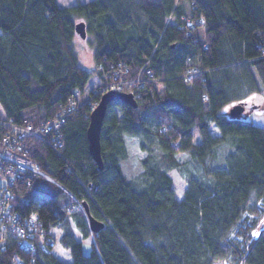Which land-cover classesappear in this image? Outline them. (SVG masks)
I'll use <instances>...</instances> for the list:
<instances>
[{
    "label": "trees",
    "instance_id": "trees-1",
    "mask_svg": "<svg viewBox=\"0 0 264 264\" xmlns=\"http://www.w3.org/2000/svg\"><path fill=\"white\" fill-rule=\"evenodd\" d=\"M79 22L92 73L73 45ZM111 68L128 70L137 106L108 105L99 170L86 130L100 98L87 86ZM75 92L88 98L60 126L59 145L47 136L17 151L52 182L21 173L13 186L14 210L37 214L36 234L59 229L70 260L36 237L25 250L7 230L0 264H264V230L254 236L264 216V127L248 119L253 111L228 114L264 95V0H0V147L5 123L36 126ZM126 137L145 153L136 180L123 172ZM172 171L185 182L180 197ZM83 203L103 223L96 234Z\"/></svg>",
    "mask_w": 264,
    "mask_h": 264
},
{
    "label": "built area",
    "instance_id": "built-area-1",
    "mask_svg": "<svg viewBox=\"0 0 264 264\" xmlns=\"http://www.w3.org/2000/svg\"><path fill=\"white\" fill-rule=\"evenodd\" d=\"M98 71L102 74L101 80L97 78L98 87L102 85L100 89L101 94L115 91L133 95L135 92L132 89V85H134L133 79H124V75L128 71L127 69L118 68L112 70L111 68V71H104L103 69H99ZM136 77L137 80H140L139 74ZM190 77V74L187 75L188 79ZM97 88L96 92L99 91ZM84 100L86 99L80 98L76 92L73 93L67 99L66 104L60 107V111L54 118L43 121L36 126L32 124L16 125L9 121L5 123L9 131L2 138L0 147V231L8 230L14 233L20 238L18 245L25 250L34 249L32 244L29 243V246L27 245L25 238L33 239L36 237L41 249L50 253L57 246V241L53 232L44 236L36 234L37 228L41 227L37 214L31 213L28 217H24L14 210L13 186L21 173L41 176L47 181L52 182L34 163L25 158V156L19 155L17 153L18 148L28 139L41 140L47 136L50 137L53 146L59 145L58 141H60L61 137L59 132L60 126L68 114L79 109ZM24 201L22 199L21 202ZM25 202L27 203L28 201L26 200Z\"/></svg>",
    "mask_w": 264,
    "mask_h": 264
},
{
    "label": "rangeland",
    "instance_id": "rangeland-1",
    "mask_svg": "<svg viewBox=\"0 0 264 264\" xmlns=\"http://www.w3.org/2000/svg\"><path fill=\"white\" fill-rule=\"evenodd\" d=\"M56 1L60 7H69V6L76 4L77 2L86 3L90 0H56ZM76 41L74 43V48H75L76 54L78 55L79 65L83 69H85L87 72L92 73L93 68H94V62H93V58L91 55V50H92L91 44H90L91 38H89V37H87V39L77 38ZM94 77H95V75L93 74L90 81H89V84L87 86L88 90L90 89L91 91H94L95 88L98 87V80H96ZM87 94H88V92H87ZM87 94L85 93V95H83L82 98L87 99ZM246 102H248V104L250 106H252L251 109L253 111V113H251V115L249 114L250 117L248 119L250 121H252L255 125L264 127V95L254 93L252 95H249V97L246 99ZM2 113L3 112H2L1 107H0V118H2L1 117ZM213 131H214V133H217L216 130H212V132ZM125 145H126V149H127V153H128V158H127V161L123 164V172L127 178H129L131 180H136V179H138V176L141 172L140 160L142 157H144L145 153H143L139 150L138 141L136 138H127L126 137L125 138ZM170 176L172 177L173 182H174L176 195L178 197H180L181 192L185 187V182H184L183 178L180 176V174H178L175 171H172L170 173ZM261 230H264V216L260 220L259 225L254 232V236H256V234H258V232H260ZM53 234L55 235L56 238H58V236L60 234V230L55 229ZM76 238L80 239V236L78 233H76ZM0 241H2V240H0ZM91 243H92L91 239H87V240L82 241L83 252L85 254H88L90 252V249L92 246ZM53 254L57 258H59L63 261H66L69 257L68 252L67 253L63 252V250L61 249V247L59 245H57L54 248ZM67 254H68V256H67ZM221 264H228V263H221Z\"/></svg>",
    "mask_w": 264,
    "mask_h": 264
},
{
    "label": "water",
    "instance_id": "water-1",
    "mask_svg": "<svg viewBox=\"0 0 264 264\" xmlns=\"http://www.w3.org/2000/svg\"><path fill=\"white\" fill-rule=\"evenodd\" d=\"M75 33L81 39L86 38V30L83 22H79L75 25ZM120 101L125 105H129L132 108L137 106V103L131 94L122 92H107L103 94L97 104L93 107L89 115V123L86 130V137L88 142V151L92 157L94 163L98 166L99 170L103 168V161L101 156V146H100V131L105 117V113L108 105L111 102ZM245 103L234 104L228 111L231 118H240L244 115ZM83 210L87 217L88 228L91 233H98L101 228H103V223L93 218L88 210L87 204L83 203Z\"/></svg>",
    "mask_w": 264,
    "mask_h": 264
},
{
    "label": "flooded vegetation",
    "instance_id": "flooded-vegetation-1",
    "mask_svg": "<svg viewBox=\"0 0 264 264\" xmlns=\"http://www.w3.org/2000/svg\"><path fill=\"white\" fill-rule=\"evenodd\" d=\"M245 103V111H244V115H249L252 112V106H250L248 104V102H244Z\"/></svg>",
    "mask_w": 264,
    "mask_h": 264
},
{
    "label": "crops",
    "instance_id": "crops-1",
    "mask_svg": "<svg viewBox=\"0 0 264 264\" xmlns=\"http://www.w3.org/2000/svg\"><path fill=\"white\" fill-rule=\"evenodd\" d=\"M57 2V1H56ZM76 39L77 38H75L74 40H73V45H74V43H75V41H76ZM77 42V41H76ZM91 55H92V50H91ZM77 57H78V55H77ZM94 69V68H93ZM2 110V109H1ZM3 112V111H2ZM2 118H0V120H2L3 118H4V113H2V116H1ZM62 249V248H61ZM63 250V252H65V253H67V251L66 250H64V249H62ZM67 256H68V254H67ZM69 260H70V257H68V259L66 260V262H69Z\"/></svg>",
    "mask_w": 264,
    "mask_h": 264
},
{
    "label": "bare ground",
    "instance_id": "bare-ground-1",
    "mask_svg": "<svg viewBox=\"0 0 264 264\" xmlns=\"http://www.w3.org/2000/svg\"><path fill=\"white\" fill-rule=\"evenodd\" d=\"M99 85V84H98ZM102 88V85H100L98 88H97V90H99V91H97L96 93H95V96H98V98H100L103 94H105V93H102L101 94V91H100V89ZM95 90H96V88H95ZM94 90V91H95ZM108 92H111V91H108ZM107 93V92H106ZM128 94V93H127ZM88 95V94H87ZM133 96V95H132ZM50 182V181H49Z\"/></svg>",
    "mask_w": 264,
    "mask_h": 264
},
{
    "label": "snow or ice",
    "instance_id": "snow-or-ice-1",
    "mask_svg": "<svg viewBox=\"0 0 264 264\" xmlns=\"http://www.w3.org/2000/svg\"><path fill=\"white\" fill-rule=\"evenodd\" d=\"M227 111V110H226Z\"/></svg>",
    "mask_w": 264,
    "mask_h": 264
}]
</instances>
